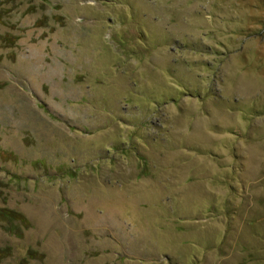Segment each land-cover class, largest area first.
<instances>
[{
    "label": "rangeland",
    "instance_id": "obj_1",
    "mask_svg": "<svg viewBox=\"0 0 264 264\" xmlns=\"http://www.w3.org/2000/svg\"><path fill=\"white\" fill-rule=\"evenodd\" d=\"M0 264H264V0H0Z\"/></svg>",
    "mask_w": 264,
    "mask_h": 264
}]
</instances>
